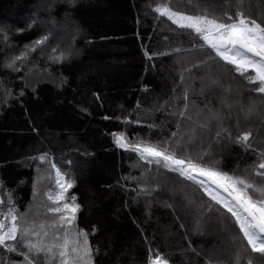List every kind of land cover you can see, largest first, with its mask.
<instances>
[{"label":"trees","instance_id":"16d2710c","mask_svg":"<svg viewBox=\"0 0 264 264\" xmlns=\"http://www.w3.org/2000/svg\"><path fill=\"white\" fill-rule=\"evenodd\" d=\"M38 2L0 0V28L4 29L0 33V81L11 90L5 103L0 88V197L5 201L2 210L7 211L10 193L18 213L27 210L29 219H50L46 206L51 202L44 193L56 187L54 170L50 168V163H55L74 180L65 197L71 202L75 195L80 205L74 223L89 234L93 249H99L93 257L94 264H148L149 256L157 252L169 264H205L208 257L218 258L220 264H230L239 247V242L233 243L238 227L230 214L222 209L221 213L215 209L211 214L204 211L200 205L209 198L201 190L176 173L138 161L135 153L114 144L112 134L124 131L129 141L155 142L168 137L176 130L177 119L170 113L182 106L185 85L197 92H190V103L195 101L202 108L206 102L220 108L222 99L245 107L249 102L264 106V98L245 87L247 82L239 73L230 71L232 66L227 75L221 68L219 87L200 95L202 81L208 82V73L217 64H206L191 73L184 69L205 60L204 52L152 55L172 53L176 48L190 49L193 43H201L199 38L193 40L190 32L177 30L167 17L157 18L159 14L149 5L158 0H77L72 7L63 0H49L41 11L35 10ZM200 2L217 15L222 11L230 15L242 11L258 22L264 16V0ZM171 4L176 10L195 14L194 9H185L188 0H171ZM48 22L66 26L68 42L56 40L59 33H53L45 46L30 54V63L23 71L4 68L5 59L18 55L24 45L49 33ZM53 46H71L74 54L66 62H47ZM145 52L152 58L148 59ZM224 63L220 61L221 66ZM33 64L47 67L53 76L66 77L67 83L57 88L50 79L33 74L27 79L35 84V89L25 87L18 77L24 76ZM229 86L232 93L226 96ZM20 91L23 95H19ZM237 114L234 106L231 117L225 121L232 136L251 129L257 141L255 146L264 149V115L258 112L245 122L244 113H239L241 122L237 130ZM124 117L129 121L140 119L141 123H127ZM149 124L157 127L150 130ZM184 127H191V123L184 121ZM215 131L213 125L212 133L202 137L204 148L211 145L213 154L206 162L217 161L220 169L229 173L259 162L253 152H245L240 145L226 140L214 142L211 135ZM200 142L198 138L192 149L194 157ZM44 153L49 162L30 159ZM141 172L146 173L147 179L140 187L156 188L150 196L139 193L136 181L130 179L139 177ZM198 220L202 231L194 233L192 229ZM192 248L201 255L197 257ZM248 253L250 256L241 258L243 264H248L249 258L253 264H262L259 254L251 253V249ZM20 259L17 254L0 251V262Z\"/></svg>","mask_w":264,"mask_h":264},{"label":"snow or ice","instance_id":"6c2138e0","mask_svg":"<svg viewBox=\"0 0 264 264\" xmlns=\"http://www.w3.org/2000/svg\"><path fill=\"white\" fill-rule=\"evenodd\" d=\"M63 2L72 7L77 0H63ZM48 7L51 9L52 5ZM149 7L154 13L159 14L157 18L167 17L173 25L177 26V30L190 32L193 40L199 38L201 41L199 44L193 43L190 49L176 48L172 50V53L152 55L204 52L205 60L184 69L189 73L206 64H217V68L208 73V82L205 84L202 81L200 95H203L207 89L219 87L221 82L218 75L221 73V68L224 69L223 74L227 75L229 66H232L230 71L240 74V77L247 82L245 87H249L264 98V16L258 22L257 19L242 11H236L234 15L222 11L217 15L214 10L209 9L207 4L202 6L200 0H188V4L185 5V9H194L195 14L174 9L171 0H158L155 5L150 4ZM3 32L4 29L0 28V33ZM50 36L51 33H45L31 44L24 45L18 55L5 59L3 67L17 73L23 71L30 63L28 59L30 54L45 46ZM4 40L8 46L7 33H4ZM50 51L52 54L48 56L47 62L51 63L66 62L74 54L71 46L67 49L53 46ZM152 55L145 52L148 59H151ZM220 61L225 62L223 66L220 65ZM33 74L50 79L57 88L67 83L66 77L53 76L47 67L38 68L35 64L27 68L24 76L18 79L24 81L25 87H32L34 90L35 84L29 83L27 79ZM184 81V74L181 72V83ZM0 88L4 91L6 103L11 90L6 88L2 81H0ZM190 92L192 95L197 94L194 88L190 89L185 85L182 106L170 113L177 119L176 130L171 131L168 137H161L155 142L148 139L129 141L125 132L120 131L112 134L113 142L118 148L135 153L138 161L144 162L145 165L154 164L157 169L162 167L195 185L209 198L206 204L200 205L204 211L211 214L215 209L217 213H221L222 209L230 214L235 226L238 227V234L232 238L233 243L239 242V247L230 264H243L241 258L250 256L248 249H251V253L259 254V259L264 264V149L255 146L257 141L251 129L233 137L231 130L225 126V121L231 117L234 106L238 109L235 125L237 130L241 122L239 113H244L245 122H247L258 112L264 115V106L249 102L245 107L243 104H234L222 99L220 108L211 107L210 102H206L202 108L195 101L190 103ZM231 93L232 88L229 86L225 89V95L231 96ZM19 95H23V91H20ZM124 120L127 123H141L140 119L129 121L128 117H124ZM184 121H189L191 127L185 128ZM213 125L216 127L214 135H211L214 142L226 140L240 145L245 152H253L259 158V162L253 161L250 166H245L242 170L237 168L232 173L222 171L217 161L206 162L213 154L210 151L211 145L207 149L204 148L202 137L204 133H212ZM147 126L150 130L157 127L155 124ZM198 138L201 141L200 150L194 157L192 149ZM30 159H38L42 163L50 161L47 153ZM139 166L144 167V165ZM50 168L54 170L56 185L54 190L44 193L47 201L51 202L46 206V214H50V219L39 221L35 218L29 219L27 210L23 214L18 213L10 193H7V211H3L5 201L0 197V251L22 257L17 261H5L0 264H94L93 257L98 254L99 249H93L89 243V234L84 229L76 227L74 223L80 205L76 203L75 195L71 196V202H68L65 197V193L72 187L74 180L70 175L62 172L55 163H50ZM130 179L136 181L139 193L150 196L152 191L156 190L150 185L140 187L147 179L145 172H141L139 177ZM33 192H36L35 181ZM135 199L136 197H133L134 201ZM188 202L191 203V199ZM168 206L171 207V205ZM225 227L230 229L231 225H225ZM192 230L194 233L202 231L199 220ZM95 231L93 227L92 232ZM191 251L197 257L201 255V252L195 248ZM148 264H169V261L157 252L154 256H149ZM205 264H220V260L208 257L205 259ZM248 264H253L251 258L248 259Z\"/></svg>","mask_w":264,"mask_h":264},{"label":"rangeland","instance_id":"374dc122","mask_svg":"<svg viewBox=\"0 0 264 264\" xmlns=\"http://www.w3.org/2000/svg\"><path fill=\"white\" fill-rule=\"evenodd\" d=\"M49 0H39L35 10H38V11H41V7L45 5V3H47ZM37 21V20H36ZM35 21V23H36ZM49 23V33H51V35L53 33H59L58 35H55L56 36V40L58 41H63L64 42V39H66V41L68 42L66 35H67V28L66 26L63 27V25H54V23H51V22H48ZM60 32H63L60 34ZM179 193V192H178Z\"/></svg>","mask_w":264,"mask_h":264}]
</instances>
